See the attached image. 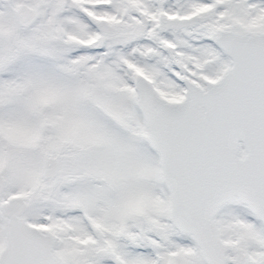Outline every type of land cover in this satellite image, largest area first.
Masks as SVG:
<instances>
[{
  "label": "snow or ice",
  "instance_id": "obj_1",
  "mask_svg": "<svg viewBox=\"0 0 264 264\" xmlns=\"http://www.w3.org/2000/svg\"><path fill=\"white\" fill-rule=\"evenodd\" d=\"M0 264H264V0H0Z\"/></svg>",
  "mask_w": 264,
  "mask_h": 264
}]
</instances>
